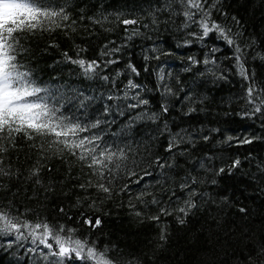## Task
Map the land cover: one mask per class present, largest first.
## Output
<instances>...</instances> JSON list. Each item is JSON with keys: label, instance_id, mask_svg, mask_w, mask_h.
Listing matches in <instances>:
<instances>
[{"label": "trees", "instance_id": "trees-1", "mask_svg": "<svg viewBox=\"0 0 264 264\" xmlns=\"http://www.w3.org/2000/svg\"><path fill=\"white\" fill-rule=\"evenodd\" d=\"M52 6H66L75 24L69 29L37 33L26 41L29 52L25 54L24 62L42 82L89 89L99 96L106 93L110 85L98 79H85L79 67L69 63L64 54L74 59H118L119 63L110 65L101 73L110 77H114L116 71L125 70L131 62L140 70V76L132 78L146 88L142 96L150 101L147 111L160 113L161 104H167L169 112L161 115L156 122L137 121L130 128L125 127L127 116L118 117L117 123L112 125L111 132L118 135L106 137L108 143L130 151L128 159L115 175L110 197L95 189L79 187L89 179L95 181L97 178L69 154L61 158L49 153L51 158L40 162V183L36 184V178H30V170L37 164L40 154L30 148V141L17 138V148H10L4 154L5 168L10 165L11 170L17 173L11 180L3 178L10 189L7 197L13 201V214L32 221L41 219L76 228L77 238L95 242L100 248L115 247L122 252L123 259H138L140 264H248L245 257L251 255L255 258V249L264 243V192L257 191L264 188V177L258 170V166H264V117L259 114L256 117L244 116L246 110H251L245 96L248 82L236 73L233 67L235 61L226 59L232 50L214 35L203 44L194 40L190 46H182L183 41L189 38V31H198L195 26L182 29V17H176L174 23L162 24L156 29L151 25L148 13L159 6L158 0H53ZM223 6L228 19L217 14L219 22L232 26L230 17L236 16L243 24V39L247 41L255 37L256 50L264 52V0H223ZM117 14H121L122 19L139 18L142 23L149 24V28L140 27L142 35L128 40L130 33L118 22ZM160 19L166 20L167 17L161 15ZM94 20H101L102 23L96 24ZM105 46L109 50L120 48V52L113 53L111 57L101 56ZM213 46L221 51L211 53ZM153 47L158 51L153 53ZM164 52L172 55L165 56ZM213 55L220 71L227 75L226 80L216 78L220 71L213 65H191L187 59L194 56L202 61L205 56L211 59ZM145 56L149 57L147 61ZM154 56H160V59H154ZM145 67L148 72L144 71ZM160 67L165 69L164 83L173 89L171 95H163V87H157L156 73ZM186 67H191L192 71H183ZM207 67H213L216 76L208 73ZM249 67L255 71L258 87L264 88V62L249 57ZM168 72L172 73L170 77ZM127 79V75H122L119 86L123 87ZM186 94H190L192 99H185ZM190 107L196 108V112L185 115ZM165 122L172 133L185 130L186 134H191L195 144L194 147L180 146L179 150L187 148V154L176 156L175 163L179 167L171 171L162 170L155 163L157 157L172 162L169 159L171 154L165 151L170 139L164 129ZM212 129H219V132ZM205 135L209 136L207 141L203 139ZM229 135L258 136L260 139L242 146L235 142L224 143ZM41 142L36 141L38 144ZM237 157L242 165L234 170L232 176L227 173L219 177L213 174L220 167L227 168ZM245 157L248 159L245 160ZM201 161L206 169L199 167ZM145 172L151 175L146 176ZM162 172L167 174L168 179H164ZM188 173L204 181L195 186L197 191L210 193L216 199L228 195L238 206L249 208L252 214L248 224L252 228L250 241L237 239L241 214L233 207L220 212L222 219L219 224L214 220L217 212L214 206L207 211L194 210L185 225H179L175 215L162 216L159 223L147 218L156 215L160 206L169 209L179 206L175 199L169 202L171 193L164 189L175 190L183 200L187 193L180 192L179 184ZM244 173L250 174L254 183L245 180V194L242 195L239 185ZM212 179H216L218 184L212 185ZM158 181H163V184ZM125 184L128 190L121 191ZM140 192L152 193L162 204L152 205L149 196L144 198L146 203L137 201L136 196ZM14 193L17 195L13 196ZM8 200L3 202L7 204ZM93 201L95 207L90 206ZM197 203H200L199 199ZM62 208L64 212L60 211ZM135 211L143 215L137 217ZM97 216L102 220L99 228L93 229L83 223L85 218ZM162 226L167 228L169 238L161 246ZM233 232L236 235L229 238ZM30 247L31 243L25 242L23 248L0 249V264H43L34 254L27 253ZM260 260H264V256Z\"/></svg>", "mask_w": 264, "mask_h": 264}, {"label": "snow or ice", "instance_id": "snow-or-ice-1", "mask_svg": "<svg viewBox=\"0 0 264 264\" xmlns=\"http://www.w3.org/2000/svg\"><path fill=\"white\" fill-rule=\"evenodd\" d=\"M53 0H0V249H12L14 246L23 248L25 242H30L32 247L27 248V253L34 254L43 264H140L138 259L125 260L123 254L115 247L104 246L100 248L95 242L87 239L77 238V229L69 228L64 224H53L47 220L37 219L32 221L22 218V215L13 214V201L8 200L7 192L10 190L8 185L3 182V178H12L17 173L11 170V166L5 168L4 154L10 148H17L16 140L22 137L30 141V148L36 150L40 155L37 164L30 170V178L35 177V183L39 184V174L41 172V161L51 158V156L63 157L69 154L77 161L89 169V173L97 179H89L79 185L81 189H95L110 197L113 192V181L116 173L121 169L124 161L128 159L129 151L126 148L119 147L114 143H108L106 137L117 136V133L111 132L112 125L117 123V118L128 117L126 128L132 127L137 121L156 122L161 115L169 112L167 104H161V112H149L147 106L150 101L143 98L142 93L146 91L144 85L137 83L132 77L140 76V70L131 62L126 65L125 70L116 71L114 77L101 75L110 65L119 63L118 59L109 58L107 60H85L82 57L74 59L65 53L66 60L75 64L81 70V74L87 80L98 79L110 87L106 93L97 96L89 89L72 87L67 84H52L42 82L33 72L32 68L24 62L25 54L29 49L25 46L30 36L42 32H52L57 29H69L75 24L71 19L66 6L53 7ZM158 7H154L148 13L150 23L156 29L162 24L174 23L176 17H182L183 22L180 27L184 30L195 26L198 31H189L188 37L183 41L182 46H190L194 40L203 42L213 35L219 41H222L229 49L231 55L226 59L234 60L233 67L236 73L248 82L245 96L247 103L251 105V110H246L244 116L256 117L259 114L264 117V88L258 87L255 82V71L249 67V57L251 60L264 62V52L257 51L255 46L257 40L250 37L247 41L244 38L243 24L236 16H231L232 26H226L219 22L216 15L228 19V13L224 11L223 0H158ZM167 17L161 20L160 16ZM117 20L125 26V31L130 34L128 40L142 35L140 27L149 28V24L142 23L141 19H122L121 14H117ZM86 19L92 20L91 17ZM107 19V17H104ZM96 24H101V20H94ZM127 26H134L129 28ZM235 28V31H234ZM181 45H178V47ZM83 51V49H81ZM153 53L158 49L153 47ZM221 51L220 48L213 46L211 53ZM120 48L108 49L102 51L101 56L111 57L113 53H119ZM165 56L172 55L170 52L162 53ZM159 60L160 56H154ZM145 61L149 59L144 57ZM188 61L191 65L204 64L213 65L217 71H220L216 58L213 55L211 59L207 56L200 61L194 56H189ZM145 67L144 71L148 72ZM207 72L216 76L213 67H207ZM185 72H191V67L183 69ZM230 71V70H227ZM127 75V83L120 87L119 78ZM157 87H163V95L173 94V89L165 82L166 75L163 67L156 73ZM171 72L167 73L170 77ZM201 76L204 73H200ZM217 79H227L224 71H220ZM177 82L178 79H177ZM122 83V82H121ZM183 91V89H181ZM185 99L191 100L190 94H186ZM99 103V107L97 104ZM143 109V110H141ZM196 112V108H188L185 115ZM135 113V115H133ZM164 129L168 132L170 139L165 151L170 155L172 162L162 161L161 157L156 158V165L160 169L171 171L179 165L175 163L177 155L183 157L187 154V148L179 150L181 145L194 147V140L191 134H186L185 130L172 133L168 128L167 122ZM213 132H219V129H212ZM207 141L209 136H203ZM258 136H227L224 143L235 142L237 145H249ZM37 140L42 141L36 143ZM127 147V146H126ZM179 150V151H174ZM207 159H211L208 157ZM248 158L245 157V160ZM242 161L239 157L225 167H220L214 171L215 176H232L234 170L241 168ZM199 167L206 169L203 161ZM261 176L264 177V166H258ZM135 175V173H131ZM145 175H151L145 172ZM164 179H168L167 174L162 172ZM248 180L254 183L250 174L244 173L239 188L241 194H245L244 181ZM139 181H137L138 183ZM196 176L188 173L179 184L181 193H187L183 200L177 196L175 190L170 191L169 202L173 199L179 204L178 207L169 209L168 207H158V213L147 217L148 219L160 222L162 216L176 217L179 225H185L187 218L193 214L194 210L207 211L210 207H215L217 212L214 220L219 224L220 212L224 208L233 207L240 213L238 240L252 239V228L248 226L251 221V212L246 205H239L228 195L214 198L210 193L199 192L196 185L203 183ZM264 182V180H262ZM157 183L163 184V181ZM212 185H217L216 179L211 180ZM128 185L125 184L121 191H127ZM258 192H264V188L257 189ZM17 195L16 193L13 196ZM145 196L151 197L152 205H161L162 201L157 199L152 193L140 192L136 199L141 203L145 202ZM247 198V197H245ZM199 199L200 203H197ZM8 200L7 204L3 201ZM95 207V201L90 205ZM135 208V205H131ZM18 211V210H17ZM64 212V209H60ZM135 216L143 215L140 211H135ZM70 219V218H69ZM83 223L91 228H99L102 224L100 217H87ZM236 235L235 232L229 234ZM168 232L165 226L161 227L160 241L161 246L168 241ZM257 256L251 255L245 257L248 264H264L260 260L264 256V243L255 249Z\"/></svg>", "mask_w": 264, "mask_h": 264}]
</instances>
